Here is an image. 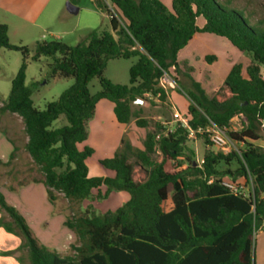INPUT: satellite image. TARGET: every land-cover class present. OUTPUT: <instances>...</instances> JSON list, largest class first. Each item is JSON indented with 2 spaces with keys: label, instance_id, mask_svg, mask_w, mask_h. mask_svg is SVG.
<instances>
[{
  "label": "trees",
  "instance_id": "1",
  "mask_svg": "<svg viewBox=\"0 0 264 264\" xmlns=\"http://www.w3.org/2000/svg\"><path fill=\"white\" fill-rule=\"evenodd\" d=\"M93 2L109 16L117 37L95 30L75 46L59 40L37 43L32 60L49 58L50 78L74 79L73 85L45 110L35 107L32 90L25 84L27 47L12 45L8 25L0 24V49L23 55L0 113L22 118L28 138L25 149L43 175L48 199L56 205L58 193L68 202L71 213L64 225L75 236L70 245L74 255L62 256L41 244L2 192L0 209L12 223L0 219V224L21 231L25 243L18 249H28L30 264H255V233L264 223V149L254 144L263 138L264 28L218 0H172L171 9L161 0ZM200 19L204 20L202 26ZM198 33L227 39L251 57L250 64H234L223 86L212 96L193 78L187 89L175 79L190 100L189 128L179 123L160 140L162 161L154 164L150 159L156 147L154 135L148 134L144 150H139L124 134L115 155L100 162L114 177H90L87 160L95 151L89 146L79 150L78 145L88 140V123L97 104L101 100L112 102L120 124L135 120L138 127H146L133 104L146 95L166 101L168 93L160 82L171 70L181 74L179 54ZM132 57L137 62L130 68L129 86L103 77L108 61ZM206 60L211 62L216 57L207 56ZM97 77L102 90L93 95L89 84ZM238 114H244L248 125L228 135L243 144L240 153H209L203 163L186 155L191 137L208 138L198 130L212 124L229 128ZM62 116L67 125L53 128ZM136 157L148 171L143 182L134 180L132 160ZM233 162L238 166L235 171H220V165L229 167ZM227 176L245 178L252 184L251 192L246 195L227 186L223 180ZM101 187H106L102 198L127 192L130 199L102 214L90 206L84 208L93 191Z\"/></svg>",
  "mask_w": 264,
  "mask_h": 264
},
{
  "label": "rangeland",
  "instance_id": "2",
  "mask_svg": "<svg viewBox=\"0 0 264 264\" xmlns=\"http://www.w3.org/2000/svg\"><path fill=\"white\" fill-rule=\"evenodd\" d=\"M104 1L108 4L110 3L109 0ZM161 1L171 9L172 4L169 0ZM218 1L231 8L238 9L245 15H249L253 24H261L264 28V0ZM67 3H71L78 7L80 12L78 14L69 13L67 10ZM50 9L54 13L53 18H46V20L42 21L40 26H31L30 24L14 21L12 30L9 33V39L12 45L23 46L28 49L25 84L32 90V100L35 107L40 110H45L49 102L56 101L73 85L74 79L64 77L50 78L49 64L51 60L45 56H42L39 61L32 60V57L36 53L37 43L59 40L69 46H75L90 32L95 30L98 32L107 31L116 36L111 27L109 16L99 11L93 0H54L53 5L49 7L46 14ZM1 18L0 22L2 20ZM201 23V20H199L200 25ZM203 36L206 37V39L203 38L199 40V38L193 42V47H195L193 51L195 59L192 65L195 68L189 66L186 59L181 58V74L177 75L174 70H171L170 74H167L160 83V85L166 89L168 95L172 96L173 100L170 101V98L167 97L166 101L162 102L158 98L146 96L145 102L133 104V109L140 113V117L147 124L146 127L142 128L136 125L135 120L130 123V131L137 140V148L139 150H144V142L148 134H152L156 137L158 134L162 135L167 130L170 131L177 128V125L181 123V121L175 116V112H178L182 119L187 118V107L190 104V100L187 94L179 88L175 79L187 89V87L190 86L191 78H193L201 83L208 96H212L223 86L224 78L221 76L225 72L223 71V66L228 67L233 62H235L234 64L238 62L245 65L250 64L251 57L240 52L237 48L232 46L228 40L213 34H204ZM208 36L211 38H208ZM207 56H215L216 60L208 62L206 60ZM22 62L23 55L20 51L8 50L5 48L0 49V107L9 99L12 82L20 71ZM136 62L137 58L135 57L110 60L106 65L103 77L114 84L129 86L130 68ZM89 88L93 95L100 92L102 90L100 78H94L90 82ZM1 118L2 116H0V120H2ZM105 118L108 120L109 116H105ZM0 122V126L4 127V122ZM11 122H15V120L13 119ZM110 123L111 122L108 121L101 130L91 129L92 136L90 142L88 144L78 145L79 150H83L85 146H90V143H93L95 146H92L95 153L87 164L90 168L91 176H99L102 170L100 162L109 158L107 157V154H109L107 152L109 151L104 148L105 146H103V143L105 139L110 136L112 137L113 133H115L114 130L109 127ZM65 125H67V122L62 116L59 120L54 122L53 128H61ZM228 130L240 131V122H231ZM21 131L22 137L25 138L26 135L24 130L22 129ZM227 136L230 139L229 135ZM207 140V136H201L198 139L191 137L186 143V155L191 159L194 158L196 163H200L206 154L224 153L220 147L209 144ZM231 145V150L236 152L244 148L241 143ZM118 149L119 146L117 147V150ZM162 158L158 143L156 142L155 150L150 154V159L152 163L157 164L162 161ZM135 160H137V162ZM135 160H132L134 164L133 176L137 182H143L148 177V171L139 161L138 157H136ZM237 167V164L233 162L229 167L220 165L219 169L223 171L228 168L231 171H235ZM19 176L22 182L43 178L38 167L30 174L23 173ZM11 179L10 177V183L14 184ZM223 180L225 184L231 185L234 189H238L246 195L252 190V184L243 177H236L233 179L227 176L224 177ZM45 188L44 184L39 183L36 184V186L21 185L12 193L8 192V194L24 218V214H27V218H25L27 223L28 221L32 222L31 226L28 225L32 231L35 230L33 234L36 232V235L34 234V236H37V238L43 241L42 243H44V246L48 250L54 251L52 244L58 243L63 236L61 232L62 229H67L61 223V217H65L64 215L67 216L71 212L68 202L62 194L56 193L58 201L56 205H54L48 197L45 196ZM105 191V187L100 191L96 189L92 198L84 203V207H92L97 214L116 210L121 202H115L111 196L102 198ZM1 213V219L4 223H12V219L5 211L1 210ZM47 223L48 226L46 227L45 224ZM40 235L41 237H39ZM257 240H261L259 231L255 233V243ZM12 242H16L17 248L11 247V249L8 250L1 249L2 246H11ZM23 243H25V237L16 226L11 225V228H7V226L0 224V264H30L28 249L26 247L18 249ZM5 249H7V247H5ZM59 254L62 256H73L74 252L69 247L66 253L61 254L59 252Z\"/></svg>",
  "mask_w": 264,
  "mask_h": 264
},
{
  "label": "crops",
  "instance_id": "3",
  "mask_svg": "<svg viewBox=\"0 0 264 264\" xmlns=\"http://www.w3.org/2000/svg\"><path fill=\"white\" fill-rule=\"evenodd\" d=\"M169 2H171L172 4V0H169ZM53 3H54V0H0V18L2 17L0 24L8 25L9 33L12 30L14 21H17L18 23L30 24L31 26H40L42 21L46 20V18L48 17L53 18L54 13L52 12L51 9L46 14V11L49 9L51 5H53ZM55 6H56V3H55ZM200 20L202 22L201 23V26H202L204 24V20L203 19H200ZM204 34H207V33H198L194 36V38L191 40L188 46L180 52L179 60L181 58H184L187 60V63L189 66L194 67L192 65L195 59L194 53H193L195 47H193V42H195L199 38H200L199 40H202L203 38L206 39V37L203 36ZM208 38H211V37L208 36ZM234 63L235 62L231 63L228 67L223 66V71L225 72L221 76L224 79L227 77ZM238 63H241V62H238ZM168 97L170 98V101L173 100L171 95L170 96L168 95ZM187 110H188V107H187ZM0 116H2L1 118L2 120L0 121L4 122L3 123L4 127L0 126V160L2 162L0 164V192L4 194V196L6 197L7 201L10 204L17 207L16 204L11 199V197L9 196L8 192L12 193L17 187L21 185L36 186V184L38 183L43 184L42 182L43 178L28 180L27 182H22V180L19 178L20 174H23V173L30 174L34 171L35 168H37L36 165L33 163L30 155L27 153L25 149V145L28 142V138L26 136L25 138L22 137L21 130L22 129L24 130V124H23L22 118L17 114L4 113V114H0ZM105 116H109L110 120L109 119L106 120ZM10 119L11 120L14 119L15 122H11ZM108 121L111 122L109 124L110 125L109 127H111L115 133H113L112 137L110 136L109 138L105 139L103 143V146H105L104 148L109 151L107 152L109 153L107 154V157L112 158L115 155L116 153L115 151L117 150V147L121 146V139L124 134L128 135L130 142L132 143L133 146L138 147L137 140L134 138L133 134L130 131L131 124H128V125L120 124L117 121L115 113H114V104L108 100H101L97 104L95 116L88 123L89 137L85 143L88 144L90 142V138L92 136L91 129L101 130L103 129V127H105V124ZM116 140H117V144H116ZM83 144H80V145H83ZM90 146L91 148L92 146L95 147L93 143H90ZM13 153H14V157H12ZM90 160H91V157L87 160V164L89 163ZM100 167L102 168V170L99 176L114 177L113 172L105 169L101 164H100ZM89 176L96 177V176L90 175V168H89ZM8 177L12 178L11 180L14 182V184L10 183ZM103 188L104 187H101L100 190H103ZM45 196L47 197L46 188H45ZM110 196L113 197L115 202L117 201L121 202L119 206L123 205L130 199V196L127 192H113L111 193ZM24 215H25V218H27L26 216L27 214H24ZM64 216L65 217H61L62 218L61 223L63 225L66 220V215ZM1 218H2V213L0 209V219ZM28 224L31 226L32 222L28 221ZM45 226L47 227L48 223L45 224ZM258 231H259V234L261 235V240H257L255 243V252H254L255 264H264V223L260 226ZM61 232L63 236L61 235L62 237L59 240V242L56 244H52V243L51 244L54 247V251H56L57 253L60 252L62 254V253H66L70 245L74 243L75 236L68 228L62 229ZM39 237H41V235ZM38 240L40 241L41 244L44 245V243H42L43 241H41L39 238ZM5 247H7V249H5ZM11 247L17 248L16 242L15 243L12 242L11 246L10 245L2 246L1 249L8 250V249H11ZM56 247L58 248V250Z\"/></svg>",
  "mask_w": 264,
  "mask_h": 264
},
{
  "label": "built area",
  "instance_id": "4",
  "mask_svg": "<svg viewBox=\"0 0 264 264\" xmlns=\"http://www.w3.org/2000/svg\"><path fill=\"white\" fill-rule=\"evenodd\" d=\"M262 71H263V76H264V66L262 67ZM165 77H166V75H165ZM146 96H149V95H146ZM143 102H145V99L139 98L135 103H143ZM175 116L180 119L181 124H182L183 127L189 128V126H188V119L187 118L186 119H182L181 118V115L178 112H175ZM234 121H239L240 122V131L243 130L248 125V120L244 116V114H238V115H236L231 120V122H234ZM260 128H261V131H262V134H263V138L262 139H259L256 142H254V144L256 146H259V147H261V148L264 149V118L263 119H260ZM228 129L229 128L220 129L217 126H215L214 124H212V125H208L204 130H202V129L198 130V132H200V133H207L208 134L209 141L214 146L220 147L223 150L224 153H230V152H232V150H231V146L232 145L231 144H234L235 145V144H237V142H234L233 140H231V139L228 138L227 135H228V132H230ZM171 131L172 130H170V131L167 130L162 135L161 134H158L155 137L156 138V142L159 143L160 140L164 136H166L169 132H171ZM229 144H230V146H229ZM158 146H159V144H158ZM201 162L203 163V160ZM226 185L229 186V187H231V188H233L231 185H228V184H226Z\"/></svg>",
  "mask_w": 264,
  "mask_h": 264
},
{
  "label": "water",
  "instance_id": "5",
  "mask_svg": "<svg viewBox=\"0 0 264 264\" xmlns=\"http://www.w3.org/2000/svg\"><path fill=\"white\" fill-rule=\"evenodd\" d=\"M67 10L71 14H78L79 13V8L76 7L75 5L71 4V3H67ZM263 220H264V217H263Z\"/></svg>",
  "mask_w": 264,
  "mask_h": 264
}]
</instances>
